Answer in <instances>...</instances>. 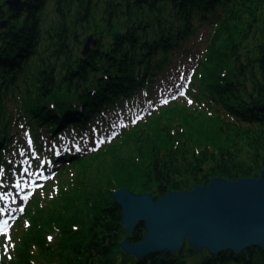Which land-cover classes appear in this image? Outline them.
Instances as JSON below:
<instances>
[{
	"label": "trees",
	"instance_id": "16d2710c",
	"mask_svg": "<svg viewBox=\"0 0 264 264\" xmlns=\"http://www.w3.org/2000/svg\"><path fill=\"white\" fill-rule=\"evenodd\" d=\"M49 1L23 0L0 36V163L21 122L35 136L45 128L53 136L70 126L85 128L92 115L103 117L121 99L149 89L178 52L189 54L185 47L207 25L194 76L198 108H169L133 128L122 144L132 139L136 154L117 162L115 188L157 200L215 178H260L264 0H54L56 17L45 30ZM91 35L97 45L84 56ZM8 101L20 104L16 118ZM116 190L90 194L84 203L72 184L55 200L37 197L22 218L30 226L14 259L4 264H161L163 257L174 258L173 264H264L262 248L211 255L188 244L137 261L120 248L127 231ZM51 232L57 246L47 238ZM145 235L141 226L130 241L140 243Z\"/></svg>",
	"mask_w": 264,
	"mask_h": 264
},
{
	"label": "rangeland",
	"instance_id": "374dc122",
	"mask_svg": "<svg viewBox=\"0 0 264 264\" xmlns=\"http://www.w3.org/2000/svg\"><path fill=\"white\" fill-rule=\"evenodd\" d=\"M53 6L54 0H50L44 15L45 30L56 17ZM208 30L207 25L200 28L198 35L185 47L189 54L178 52L149 90L141 89L131 97L121 99L114 112L106 111L103 118L92 115L86 128L71 126L65 132L61 130L59 137L54 138L47 128L41 136H35L26 122L20 123V133L15 136L10 153L5 154L3 163H0V225L6 217L11 220L6 222L8 227L0 231V264L14 258L29 227V220L26 218L20 224L15 223L20 216L26 215L37 197L55 200L59 190H67L72 184L77 187L84 203L86 198L91 197L90 194L95 196L100 191L107 193L116 190L119 184L115 174L117 162L121 163L136 154L132 139L122 144L133 127L141 129L142 124L161 116L169 108H198L196 97L200 82L193 80V75L198 60L204 57ZM19 105L13 101L7 102L15 118ZM210 129L206 128L207 134H210ZM108 148L111 154L100 155L96 159L97 154ZM67 155L72 157L64 158ZM60 157H63L65 164L58 165L56 159ZM70 165L68 172L59 176L58 173ZM109 180L115 186L109 185ZM53 233L48 234L47 238L57 246L58 240Z\"/></svg>",
	"mask_w": 264,
	"mask_h": 264
},
{
	"label": "water",
	"instance_id": "95a60500",
	"mask_svg": "<svg viewBox=\"0 0 264 264\" xmlns=\"http://www.w3.org/2000/svg\"><path fill=\"white\" fill-rule=\"evenodd\" d=\"M23 0H6L0 6L17 9ZM9 20L0 22V35ZM96 41L91 35L83 48L87 56ZM115 199L127 231L121 250L137 261L166 252L177 253L188 244L197 253L211 255L232 252L239 255L250 248L264 249V170L257 179L228 181L215 178L208 186L180 191L155 199L150 193L137 194L120 189ZM144 226L140 243L130 239ZM161 264H173L174 258H161Z\"/></svg>",
	"mask_w": 264,
	"mask_h": 264
},
{
	"label": "flooded vegetation",
	"instance_id": "af4514ba",
	"mask_svg": "<svg viewBox=\"0 0 264 264\" xmlns=\"http://www.w3.org/2000/svg\"><path fill=\"white\" fill-rule=\"evenodd\" d=\"M1 5H3V3H0V6ZM4 10H5V13H4V15H1L0 16V22L2 21V20H5V19H8L9 21L11 20V15H10V12H12V11H14V10H10L8 7H4ZM9 25H10V23H9ZM9 28V26L2 32V33H4L7 29ZM2 33H1V35H2ZM0 35V36H1Z\"/></svg>",
	"mask_w": 264,
	"mask_h": 264
},
{
	"label": "snow or ice",
	"instance_id": "6c2138e0",
	"mask_svg": "<svg viewBox=\"0 0 264 264\" xmlns=\"http://www.w3.org/2000/svg\"><path fill=\"white\" fill-rule=\"evenodd\" d=\"M167 101H165V103H166ZM21 211H23V209H21ZM0 231H3V229H0Z\"/></svg>",
	"mask_w": 264,
	"mask_h": 264
}]
</instances>
